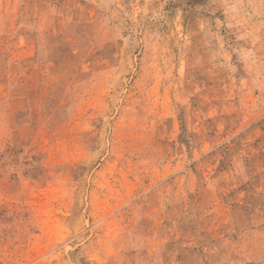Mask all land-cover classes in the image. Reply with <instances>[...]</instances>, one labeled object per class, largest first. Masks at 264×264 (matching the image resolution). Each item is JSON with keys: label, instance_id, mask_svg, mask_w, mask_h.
I'll return each instance as SVG.
<instances>
[{"label": "rangeland", "instance_id": "obj_1", "mask_svg": "<svg viewBox=\"0 0 264 264\" xmlns=\"http://www.w3.org/2000/svg\"><path fill=\"white\" fill-rule=\"evenodd\" d=\"M0 264H264V0H0Z\"/></svg>", "mask_w": 264, "mask_h": 264}]
</instances>
